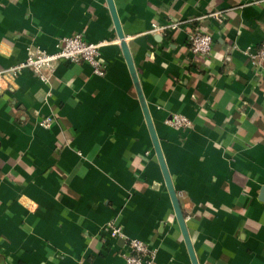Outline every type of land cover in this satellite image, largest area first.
<instances>
[{
	"label": "crops",
	"instance_id": "obj_1",
	"mask_svg": "<svg viewBox=\"0 0 264 264\" xmlns=\"http://www.w3.org/2000/svg\"><path fill=\"white\" fill-rule=\"evenodd\" d=\"M113 2L198 264H264V75L246 54L264 0ZM75 34L101 45L103 76L62 62L47 83L0 80V264H125L131 239L192 264L108 0H0V71Z\"/></svg>",
	"mask_w": 264,
	"mask_h": 264
},
{
	"label": "built area",
	"instance_id": "obj_2",
	"mask_svg": "<svg viewBox=\"0 0 264 264\" xmlns=\"http://www.w3.org/2000/svg\"><path fill=\"white\" fill-rule=\"evenodd\" d=\"M189 44L194 56L209 58L212 55L215 42L211 34L194 31L189 37ZM100 48V44L89 43L81 34H75L59 44L54 53L39 52L30 55L23 64L7 71H0V80L19 73L22 68H29L47 83L49 82V78L44 75V72L62 62L69 64L86 63L93 68L96 75L103 76L104 67L100 62ZM246 54L256 73L264 75V43L256 48L248 49ZM54 122L55 118L50 116L41 121V126L47 129ZM167 124L177 129H185L190 127L191 122L183 115H174L168 119ZM108 228L111 238L117 239L122 237L118 227L111 224ZM127 244L130 252L124 256L125 264H158L155 253L142 241L131 239L127 241Z\"/></svg>",
	"mask_w": 264,
	"mask_h": 264
},
{
	"label": "water",
	"instance_id": "obj_3",
	"mask_svg": "<svg viewBox=\"0 0 264 264\" xmlns=\"http://www.w3.org/2000/svg\"><path fill=\"white\" fill-rule=\"evenodd\" d=\"M108 4L110 6V10H111V13H112V16H113V20H114V23H115V27H116V30H117L118 37H119V39L121 41V46H122V50H123L126 62L128 64L130 73L132 75L134 85H135V87H136V89L138 91V96H139L140 102L142 104V108H143L144 115H145L146 120H147V124H148L149 130H150L151 135L153 137L155 150H156V153L158 155V158H159L163 173L165 175L166 183H167L168 189H169L170 194H171L173 206H174V209H175V212H176L180 227H181V229L183 231V234H184V237L186 239V244L188 246L189 254L191 256L192 264H198V261H197V258H196V255H195V252H194V249H193V246H192V243H191V240H190L187 228H186L185 219H184V216H183V214L181 212V209H180V206H179V202H178V199H177V195L175 193V190L173 188V185H172L170 176L168 174L166 165L164 163V158H163V155H162V152H161V149H160V144H159L158 138H157L155 130H154V126H153V123H152V120H151V117H150V114H149V110H148V107L146 105V102H145V99H144V95H143V92L141 90L139 79H138V76H137V73H136V68L134 66V63H133V60H132V56L130 54V51H129V48H128V45H127L123 30H122V27L120 25V22H119V19H118V15L116 13V9H115V5H114L113 0H108Z\"/></svg>",
	"mask_w": 264,
	"mask_h": 264
}]
</instances>
